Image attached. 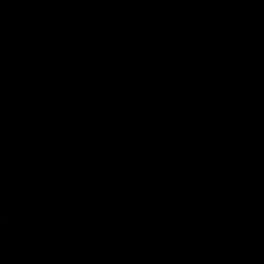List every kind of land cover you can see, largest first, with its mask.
Wrapping results in <instances>:
<instances>
[{"label":"water","instance_id":"95a60500","mask_svg":"<svg viewBox=\"0 0 264 264\" xmlns=\"http://www.w3.org/2000/svg\"><path fill=\"white\" fill-rule=\"evenodd\" d=\"M0 264H264V0H0Z\"/></svg>","mask_w":264,"mask_h":264}]
</instances>
